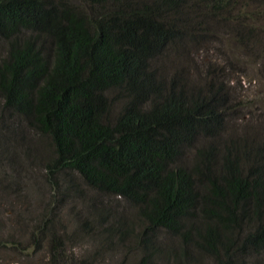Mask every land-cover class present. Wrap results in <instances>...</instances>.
Masks as SVG:
<instances>
[{"label": "trees", "instance_id": "16d2710c", "mask_svg": "<svg viewBox=\"0 0 264 264\" xmlns=\"http://www.w3.org/2000/svg\"><path fill=\"white\" fill-rule=\"evenodd\" d=\"M185 1L114 0L115 10L91 19L63 0H0L8 45L0 94L5 108L51 140L49 174L75 172L97 192L136 205L151 231L181 234L218 264H236L264 252V149L246 169L233 145L218 166L214 145L199 148L192 164L182 161L199 137L220 134L225 102L221 88L188 93L153 65L184 38L177 14L189 8ZM193 2L213 16L232 4ZM116 90L126 102L111 125Z\"/></svg>", "mask_w": 264, "mask_h": 264}, {"label": "rangeland", "instance_id": "374dc122", "mask_svg": "<svg viewBox=\"0 0 264 264\" xmlns=\"http://www.w3.org/2000/svg\"><path fill=\"white\" fill-rule=\"evenodd\" d=\"M63 1L91 19L117 8L114 0ZM185 2L189 8L177 14L184 38L153 65L167 83L176 80L188 93L221 88L225 102L220 134L199 137L182 161L190 165L199 148L214 145L218 166L233 145L245 167L257 148L264 149V0H232L221 16ZM7 48L0 39V59ZM110 99L112 125L126 96L116 90ZM53 157L51 140L5 108L0 94V264H218L181 234L151 231L124 198L97 192L75 172L49 174ZM236 264H264V252Z\"/></svg>", "mask_w": 264, "mask_h": 264}]
</instances>
